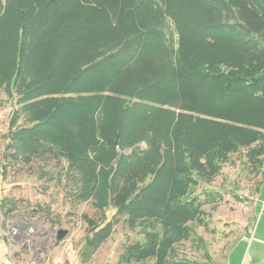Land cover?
I'll return each mask as SVG.
<instances>
[{
    "label": "trees",
    "instance_id": "obj_1",
    "mask_svg": "<svg viewBox=\"0 0 264 264\" xmlns=\"http://www.w3.org/2000/svg\"><path fill=\"white\" fill-rule=\"evenodd\" d=\"M14 2L24 20L15 27L0 10V87L12 98L11 117L26 116L27 125L12 130L16 119L9 122L10 159L30 163L49 154L89 178L109 164L115 145L145 141L150 153L122 159L114 179L101 178L78 200L94 199L99 209L98 192L109 184L115 215L126 213L131 225L140 221L143 242L125 246L120 264H187L171 259L173 237L165 234L189 235L186 222L202 221L191 188L210 184L242 150L252 170L264 167V0H195L196 9L215 16L202 22L196 11L179 23L191 43V57L178 63L188 65L184 74L149 67L160 41L135 26V13L153 0ZM54 39L60 40L45 55ZM28 56L37 60L21 58ZM111 222H89L82 256L104 240Z\"/></svg>",
    "mask_w": 264,
    "mask_h": 264
},
{
    "label": "rangeland",
    "instance_id": "obj_2",
    "mask_svg": "<svg viewBox=\"0 0 264 264\" xmlns=\"http://www.w3.org/2000/svg\"><path fill=\"white\" fill-rule=\"evenodd\" d=\"M19 1V4L25 2ZM0 10L1 14H5L4 19L12 22L15 27L24 20L23 11L21 14L14 0H3ZM171 10L174 11L170 13ZM194 13L202 22H214L215 12L196 9L195 0H153L142 14L135 13V17L139 18L135 26L142 30L151 29L148 38L160 41L149 64L151 69L165 67L170 72L181 71L184 74L188 65L184 69L182 66L179 68L178 63L182 55L191 57V43L184 40L186 33L181 31L179 23L187 24L191 20L189 15ZM57 16L52 15L49 20L57 19ZM218 20L224 21L221 18ZM64 24H70L69 20H64ZM115 24L116 20L112 21L111 25ZM8 37L12 39L14 36ZM59 40H52L44 49V54L47 55L51 46ZM21 58L32 63L37 60L29 56ZM36 69H30L31 77L35 75ZM11 99L7 88L4 85L0 87V264H120L119 256L125 246L143 242L140 221L133 226L127 223L126 213L115 215L114 207L107 200L110 196L108 193H112L109 184L106 189L104 186L98 192L103 193L104 198V202L101 201L103 206L99 209L94 206V199L79 201L78 196L85 194L90 187L99 186L101 178L110 182L116 172H120L122 159L144 157L150 153V145L143 140L130 146L115 145L109 164L101 170L99 166L93 169L89 178L75 172L76 168L65 159L53 158L49 154L47 157L33 158L30 163L11 160L10 151L6 149L9 122L16 119L11 117L14 109ZM26 118L21 115L16 119L15 124H11L12 130L26 126ZM261 169L264 171V167ZM261 169L257 171L253 167L252 170L242 150L229 156L222 165L221 173L210 184L200 181L196 187L191 188L188 195L196 196L199 200L203 214L197 217L202 221L194 219L186 222L190 232L186 236L166 232L165 237H173L170 249L172 260L187 264L217 263L221 253L241 238L244 226L247 228V216L250 214L247 199L252 191L253 197L258 193L261 197L258 199L257 210L253 206V215L254 209L256 214L246 233L253 237L256 235L254 246L264 248V204H261V200L264 201V173L261 174ZM117 186H122L121 180ZM108 221L112 222L104 240L93 246L89 256H82L87 230L91 226L89 222L102 227ZM59 230L67 233L61 240L56 237ZM238 254L236 251L233 256L237 257ZM253 255H258V262L264 261L262 254L253 251ZM171 259L166 257L167 261ZM142 264H156V259L146 260Z\"/></svg>",
    "mask_w": 264,
    "mask_h": 264
},
{
    "label": "crops",
    "instance_id": "obj_3",
    "mask_svg": "<svg viewBox=\"0 0 264 264\" xmlns=\"http://www.w3.org/2000/svg\"><path fill=\"white\" fill-rule=\"evenodd\" d=\"M261 171H262L261 174H263L264 171L262 169ZM251 183L253 184V180ZM260 197H261L260 193L254 195L253 197V191L251 192L250 196L247 199L248 203L250 204V212H249L250 214H248L247 216V224H248L247 228L246 226H244V230L241 238L238 239L234 244L229 246L227 251L222 252L218 258L219 261L215 264H264V261L258 262V255H253V251H254L255 253L262 254L263 255L262 258L264 259V248L261 246L258 247L254 246L256 235L253 237L252 234L251 235L247 234L248 233L247 229L249 225L253 223V217L256 214V211L254 209V215H253V206L257 210V206L259 203L258 199ZM262 203L264 204L263 199L261 200V204ZM236 251L239 253L237 257L233 256V254H235Z\"/></svg>",
    "mask_w": 264,
    "mask_h": 264
},
{
    "label": "water",
    "instance_id": "obj_4",
    "mask_svg": "<svg viewBox=\"0 0 264 264\" xmlns=\"http://www.w3.org/2000/svg\"><path fill=\"white\" fill-rule=\"evenodd\" d=\"M66 231H63V230H59L58 232H57V239L58 240H61V239H63L65 236H66Z\"/></svg>",
    "mask_w": 264,
    "mask_h": 264
}]
</instances>
